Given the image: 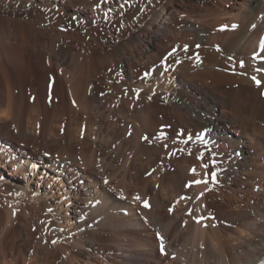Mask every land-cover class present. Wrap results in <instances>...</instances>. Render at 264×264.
I'll return each instance as SVG.
<instances>
[{"label":"bare ground","instance_id":"1","mask_svg":"<svg viewBox=\"0 0 264 264\" xmlns=\"http://www.w3.org/2000/svg\"><path fill=\"white\" fill-rule=\"evenodd\" d=\"M91 1L0 5L55 21L79 2L94 23L112 1ZM127 1L138 34L118 53L122 81L107 76L98 87L77 61L68 69L75 103L65 115L56 105L48 124L37 102L22 114L12 91L0 96L5 180L52 232H37L26 207L11 210L0 221V264H115L114 250L118 264H264V0L206 1L184 23L179 0Z\"/></svg>","mask_w":264,"mask_h":264},{"label":"rangeland","instance_id":"2","mask_svg":"<svg viewBox=\"0 0 264 264\" xmlns=\"http://www.w3.org/2000/svg\"><path fill=\"white\" fill-rule=\"evenodd\" d=\"M86 1L89 3L92 2L91 0H86ZM111 1L114 4L111 2L109 8L103 9L101 19L99 21L94 22V23L91 22L89 20V18L84 15L85 10H83L81 8L82 6L80 5L79 2H77V4H76L78 6H77V10H75L76 11L75 14L72 13V10L70 8L64 9V10L62 9L61 16L57 17L56 19L54 18L55 21L52 20L53 17L51 19V16H47L45 13L38 12V10L33 8V7L27 8V9L23 8V9L18 10V11L16 10V12L13 8V10H14V12H13L12 6L10 7V4H6L5 6L0 5V48L2 49L0 52L1 53L0 57L2 58V59L0 58V63L2 64V65L0 64V91H1L0 96H2V94L4 93V91H5L4 89H6V91H5L6 93H7V90H9V92L12 91L11 93H13L14 97H15L14 100L19 99V104H21V105L24 103V106L23 105L20 106V105H18V101L14 102L16 111H18V107H19L20 112L23 110L22 114L23 113L25 114V111L26 110L28 111V109H30L32 107V106H30L31 104L35 105L36 104L35 102H37V104L35 106H33L34 108H32V109H35L34 110V111H36V112H34L35 114L40 112V114L43 115V116H41L38 114L40 122L45 121V123L48 124L47 120H48V122H51V120H53L52 117H54V115H55L53 113H55L56 105H57V107L61 108V109H59V113H62V115H65L67 113L69 103L72 106L75 103L73 101V99H74L73 98V94H74L73 92L76 89H74V86L72 84L73 89H74L72 91V88L70 87L71 83H68L70 81L69 79H71V81H72V78H70V77H71L72 71L74 72V69L69 70V71H68V69L75 67V65H76L75 63H77V61L81 65H84V66L86 63V66L84 67L85 69H83L84 76H85V74H86V76L88 75V77L92 76L93 82L96 85H99L98 87L102 86L101 83H103L105 81L104 78H106L107 76L113 77V78L116 77V79L114 78L115 81H122L126 75L125 71H127V70H126V68H123L121 63L119 62V58H118L119 54L118 53H120L121 51H124V48H126L127 45L129 46L130 44H132L133 38L135 37V35L138 34V30L135 27L137 22H136V19L134 17L135 16L134 11H135L136 7L133 6L134 5L133 2H128L127 0H111ZM138 1H140V0H138ZM206 1H210L213 3L220 2V0H179L180 5L179 6L176 5V6H178L183 11V13H181L179 16V21L180 22L182 21L184 23L186 18L189 19L192 16L196 17L197 15H194L195 14L194 11L199 10V8H200L199 6L203 2H206ZM235 1L236 0H230L227 2L228 3H232V2L235 3ZM3 8H5V9H3ZM8 8H9V10H8ZM19 11H21L22 13ZM132 12H133V15H132ZM18 13H21V14H18ZM7 15H9L11 18ZM3 16H6V17H3ZM13 16L16 17L17 22H16L15 18H12ZM19 18H21V19H19ZM57 19H59V20H57ZM21 21H23V22H21ZM131 28H133V29H131ZM229 28H230V26H229ZM60 32H61V35H59ZM57 34H58V37L60 36L59 38L56 37ZM7 40H9L10 42ZM53 42H54V44H53ZM199 44L200 43H196V48H199ZM59 46H64V48H66V49L69 48V50H67L68 52L66 51V53H68V54L66 55V53L61 52ZM122 46L124 48H122ZM188 47H190V45H188V44L184 45V49L189 50L190 48H188ZM75 49H76V51H74ZM17 50H19V51L16 52ZM112 50H114V51H112ZM50 51H51V53H50ZM2 53H4V54H2ZM112 53H113V55H112ZM197 53H198V50H196L194 52V55L197 56L198 55ZM85 54H86V56H85ZM110 56H111V58H110ZM98 57H99V59H98ZM62 58H68V61L67 60H66V62L62 61ZM114 58H115V60H114ZM74 59H75V61H74ZM241 61L239 62L240 65H241ZM233 62H235V61H233ZM88 64H90V66ZM100 65H101V67H99ZM3 66L5 67V70H7V71H4ZM52 67H53L54 72L52 71ZM90 67H92V68H90ZM138 68L142 72V74L146 73L145 68L143 66H139ZM48 70H50V71H48ZM85 70H87V71H85ZM89 70L94 75L91 73L89 74ZM98 70H99V72H98ZM143 70H144V72H143ZM3 71L5 73H3ZM95 72H96V74H95ZM82 74H83V72H82ZM146 76H148V75H146ZM97 78H99V79H97ZM46 79H48V80H46ZM95 80H96V82H95ZM8 82H9V84H8ZM33 83H35V86ZM58 83H59V85H58ZM72 83H73V81H72ZM69 84H70V86H69ZM9 85H10V87H12V89L9 88ZM106 85L107 84L104 82L103 86L106 87ZM3 86H4V88H3ZM32 87H33V89H32ZM34 88H36V89L34 90ZM87 88H88L87 92H89V87H87ZM6 93H4L3 96H5ZM21 93L24 95H22ZM13 94L11 96L12 99L14 98ZM75 94H76V91H75ZM23 97H24V99H23ZM39 97H41L42 99ZM5 99L6 98H3V101L1 102L3 104L2 107L5 106L4 105ZM64 100H65V102H64ZM21 101H22V103H20ZM27 103H28V105H27ZM28 106H30V107H28ZM37 106H39L40 108ZM25 107H27V109ZM39 109H40V111H39ZM45 112H46V114H45ZM99 120L101 123H106V120L102 116L100 117V119L97 120L98 124H101L99 122ZM182 132H183L182 130L178 132L179 137H182L184 135ZM189 135H191V134H189V133L186 134V137L189 138ZM200 140L201 141L204 140V137L202 139L200 136ZM10 177H12V176H10L8 170H6L5 168L0 166V221L2 219H6L7 215L11 212V210L12 211L14 210L15 212L17 211L20 213L23 211L22 209H24V207H26V213H27L26 214V220L29 218V220L34 222V223H32L30 221L32 223V225L33 224L35 225L36 231H37V229L39 230L41 223H45V222H43V220L41 218H38L36 216L34 217V215L32 214L34 212L33 211L34 209L32 208V203L29 202L27 199L25 201V199L20 195L19 191L17 190V186H15L13 184V182H8L5 180L6 178H10ZM86 181L87 180L80 179L79 182H80V184H85ZM105 183H107V181H105ZM255 192H257V189H255ZM119 196L120 195H118V197ZM184 198H185V196H184ZM215 215L216 214H212L211 218L214 219ZM36 219H38V221ZM40 220H42V222ZM39 221H40V224H39ZM36 224H38V225H36ZM35 227L32 226L33 230L35 229ZM42 228L45 230V231L43 230L45 232L44 235H46L47 237L52 235V232L50 231V229L46 230V228H48V227L45 228V226H43V225H42V227H40L39 232H41ZM43 231H42V233H43ZM113 252H114V254L108 255V260L114 262L115 264H118L116 262H119L120 254L115 252V250L112 251V253ZM105 260H107V258H105ZM14 262L12 261L11 263L16 264L15 260H14Z\"/></svg>","mask_w":264,"mask_h":264}]
</instances>
